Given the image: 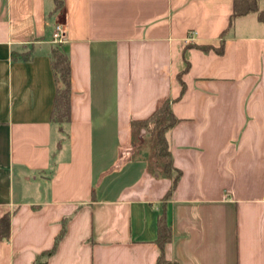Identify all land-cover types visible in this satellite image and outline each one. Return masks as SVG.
I'll return each instance as SVG.
<instances>
[{
	"label": "crops",
	"instance_id": "crops-1",
	"mask_svg": "<svg viewBox=\"0 0 264 264\" xmlns=\"http://www.w3.org/2000/svg\"><path fill=\"white\" fill-rule=\"evenodd\" d=\"M233 1L62 0L51 18L52 0H0V264H156L162 214L170 264H264V26L249 14L221 53L193 48H219ZM57 24L62 132L50 121ZM166 100L169 176L150 168V129L132 126Z\"/></svg>",
	"mask_w": 264,
	"mask_h": 264
},
{
	"label": "trees",
	"instance_id": "trees-1",
	"mask_svg": "<svg viewBox=\"0 0 264 264\" xmlns=\"http://www.w3.org/2000/svg\"><path fill=\"white\" fill-rule=\"evenodd\" d=\"M261 0H234L232 6V15L229 18V23L227 29L221 34L220 45L218 49H213L210 46H194L198 50L203 52H209L215 50L217 53H221L224 45L223 38L227 32L232 28L235 19L249 15L256 14L257 20L264 26V9L259 10L258 2ZM53 10L50 13V17L53 18L55 15L61 13L63 10L62 0H52ZM61 44H55L51 50V69L54 77V82L56 84V93L54 96V101L52 105V111L50 115V121L58 126V131L62 132V125L70 122V65L68 58L64 51L61 49ZM181 75L179 76V79ZM181 81V80H180ZM180 95L184 92V85L181 83ZM176 123L175 118L170 110V101H164L153 115L146 121L140 123H133L132 126L139 128L150 129L151 133L154 135V147L153 154L158 163L162 166V172L165 176H169V171L171 169V156L168 149V143L166 140V133L174 126ZM61 142L57 144L59 148ZM179 180V173L172 183V189L175 187ZM172 189L168 191L164 198H169ZM9 223L10 216L8 214L4 215L0 219V240H8L9 237ZM65 232V222H63L62 230L59 236L55 239L53 248L44 253V257L51 256L59 239L63 236ZM171 240V230L165 222L164 214H162L157 220V239L156 244L159 248L160 254L156 261V264H170L164 259L163 249L164 246Z\"/></svg>",
	"mask_w": 264,
	"mask_h": 264
},
{
	"label": "rangeland",
	"instance_id": "rangeland-1",
	"mask_svg": "<svg viewBox=\"0 0 264 264\" xmlns=\"http://www.w3.org/2000/svg\"><path fill=\"white\" fill-rule=\"evenodd\" d=\"M152 136L151 137H153L154 138V135L153 134H151ZM153 139H151V138H149V139H147L146 141H145V145H146V148H147V151L149 152V158L150 159H152V162H151V167L150 168H152V170L156 173V174H163V172H162V167H161V164L159 163H157L156 161H155V159H153L152 158V154H151V149L153 150V147H152V142L154 141H152Z\"/></svg>",
	"mask_w": 264,
	"mask_h": 264
},
{
	"label": "built area",
	"instance_id": "built-area-1",
	"mask_svg": "<svg viewBox=\"0 0 264 264\" xmlns=\"http://www.w3.org/2000/svg\"><path fill=\"white\" fill-rule=\"evenodd\" d=\"M52 40L55 44H62L64 42V28L61 24H57L52 32Z\"/></svg>",
	"mask_w": 264,
	"mask_h": 264
}]
</instances>
